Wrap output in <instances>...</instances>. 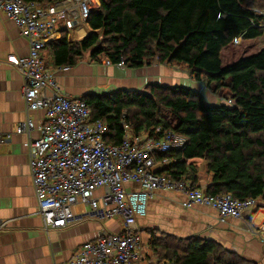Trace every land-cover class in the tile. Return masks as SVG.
Masks as SVG:
<instances>
[{
    "label": "trees",
    "instance_id": "trees-1",
    "mask_svg": "<svg viewBox=\"0 0 264 264\" xmlns=\"http://www.w3.org/2000/svg\"><path fill=\"white\" fill-rule=\"evenodd\" d=\"M87 27L90 32L73 44L65 33L48 41L40 53L44 66L46 53L55 67L75 65L85 53L94 62L123 60L130 67L153 61L186 66L196 80L221 97L228 92L233 101L209 103L185 85L86 93L80 99L91 119L109 126L106 142L120 143L122 121L136 135L173 130L186 137V145L156 154L157 161L170 160L160 174L201 188L196 161L204 160L212 177L202 188L206 193L253 197L256 209L264 207V47L231 63L222 60L223 49L237 39L264 35V0H100ZM151 235L155 264H259L212 239Z\"/></svg>",
    "mask_w": 264,
    "mask_h": 264
},
{
    "label": "built area",
    "instance_id": "built-area-1",
    "mask_svg": "<svg viewBox=\"0 0 264 264\" xmlns=\"http://www.w3.org/2000/svg\"><path fill=\"white\" fill-rule=\"evenodd\" d=\"M97 1L56 0L40 5L35 1L0 0V11L29 46L26 55L11 62L23 81L20 96L26 117L18 123L16 132L27 134L31 182L37 200L35 214L42 218L46 232L74 221L105 223L119 216L121 230L101 227L98 237L82 244L68 264H130L140 258L137 219L147 215L148 202L156 190L181 192L185 197L183 207L209 206L218 212L220 221L229 217L246 220V212L256 208L258 200L236 198L231 193L208 194L190 180L176 181L160 174L170 160L157 161L156 154L184 147L185 136L173 130L160 137L145 132L136 135L122 121L124 135L120 143H107V123L91 119L84 101L62 92L40 53L60 23L67 32L86 24ZM103 62L114 64L108 59ZM114 65L124 67L125 63L120 60ZM39 109L44 116L35 122L31 113ZM125 115L123 111L121 116ZM8 140V135L0 133V145ZM132 183L138 188L130 187ZM78 202L88 209L73 217L71 207ZM3 225L0 222V227ZM248 229L264 242V219L259 225H248Z\"/></svg>",
    "mask_w": 264,
    "mask_h": 264
},
{
    "label": "crops",
    "instance_id": "crops-1",
    "mask_svg": "<svg viewBox=\"0 0 264 264\" xmlns=\"http://www.w3.org/2000/svg\"><path fill=\"white\" fill-rule=\"evenodd\" d=\"M99 4L98 0L96 7ZM62 28L60 23L51 41L65 33L73 44L90 32L87 23L69 32ZM28 50L27 40L0 11V133L9 137L0 145V222H4L0 227V264H68L82 244L98 237L101 227L121 230L122 221L119 216L105 223L80 220L46 232L42 218L35 214L37 200L31 182L27 134L16 132L18 123L26 117L20 96L23 81L19 70L11 62L13 58L26 55ZM45 60L49 65L47 69L52 71L62 92L74 98L86 93H108L121 89L143 91L149 84H159L189 86L200 92L207 102L219 101L202 81L191 77L187 68L167 63L153 61L139 67H119L106 65L103 61H91L84 55L75 65L60 68L52 65L48 53ZM31 115L35 122H39L44 111L35 110ZM196 163L199 165V183L205 189L211 183V174L206 170L204 160H197ZM130 187L138 188V185L132 183ZM184 199L181 192L155 191L148 202L147 215L137 219L140 258L130 264H155L156 256L151 248L152 232L155 236L165 232L180 237L196 235L212 239L245 259L264 264V242L248 229V225H259L264 219V207L248 210L246 220L229 217L220 221L215 209L200 204L185 208L182 206ZM87 209V205L78 202L71 207V213L73 217H78Z\"/></svg>",
    "mask_w": 264,
    "mask_h": 264
},
{
    "label": "rangeland",
    "instance_id": "rangeland-1",
    "mask_svg": "<svg viewBox=\"0 0 264 264\" xmlns=\"http://www.w3.org/2000/svg\"><path fill=\"white\" fill-rule=\"evenodd\" d=\"M99 2H100V0H99ZM262 47H264V35L259 37V38L251 39V40H245V39L239 38L223 49L222 60L224 63H231V62H234L243 56H247V55L258 52ZM85 56H88V53H85ZM181 68H187V67L183 66ZM186 71H189V73H191V70L188 68L186 69ZM191 77L194 78L192 75H191ZM203 84L205 85V82H203ZM209 91L212 94H214L215 97H217V99H219V101H221V102L230 100L229 99L230 94L228 92L224 91L225 96H226V94L228 96L225 99V96L221 97L218 95V94H222V93L218 92V94L217 93L215 94L210 89H209ZM230 101H232V100H230Z\"/></svg>",
    "mask_w": 264,
    "mask_h": 264
}]
</instances>
